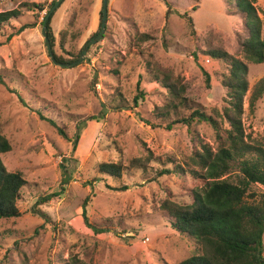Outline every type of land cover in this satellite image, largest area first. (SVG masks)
Returning <instances> with one entry per match:
<instances>
[{
	"label": "rangeland",
	"instance_id": "374dc122",
	"mask_svg": "<svg viewBox=\"0 0 264 264\" xmlns=\"http://www.w3.org/2000/svg\"><path fill=\"white\" fill-rule=\"evenodd\" d=\"M59 1L0 4V13H22L0 29V126L12 145L1 158L9 171L29 182L18 202L20 217L0 219V264H71L74 258L87 264H179L199 254L195 240L173 230L157 209L167 191L174 200H186L191 177H158L155 171L171 168V161L189 162L199 139L214 152L226 139L218 138L207 123L156 127L153 111L165 103L167 92L151 80L145 62L172 72L186 86L187 96L214 116L225 105L222 79L229 66L208 52L223 49L242 61L248 66L246 141L264 144V96L254 111L249 107L264 82V64H251L242 55L241 44L248 37L245 14L233 0H109L104 34L79 65L63 67L51 59L42 24L48 7ZM103 1L63 0L56 8L50 26L57 58L71 59L98 37L93 34L102 22ZM33 4L46 9L39 14ZM254 6L264 20V0ZM184 13L193 18L195 36L181 17ZM24 25L35 27L21 31ZM142 34L149 37L141 40ZM204 72L210 75V88ZM139 82L144 99L136 104ZM115 99H122L120 110L89 122L76 152L37 113L41 109L73 137L77 121L100 116L102 106ZM148 152L158 161L150 162L147 174L131 169L114 179L99 172L101 163L129 167L132 159ZM64 173L70 179L66 193L39 204L60 187ZM84 206L89 224L112 231L97 234L88 227Z\"/></svg>",
	"mask_w": 264,
	"mask_h": 264
},
{
	"label": "trees",
	"instance_id": "16d2710c",
	"mask_svg": "<svg viewBox=\"0 0 264 264\" xmlns=\"http://www.w3.org/2000/svg\"><path fill=\"white\" fill-rule=\"evenodd\" d=\"M233 1L245 14L243 23L248 37L241 44L242 55L251 64H264V20L258 16L254 6L257 0ZM55 4L56 2H52L47 13ZM32 7L36 8L35 12L39 14L46 9L44 4H33ZM21 15L18 9L0 13V29ZM52 16L53 14L47 21V35L51 47L54 48L55 37L50 26ZM102 16L103 13H101ZM181 17L186 21L191 35L195 36L193 18L188 13L182 14ZM101 26L102 22L93 37L100 34ZM30 27L35 26L24 25L21 31ZM148 37L142 34L140 38L143 40ZM82 51L83 49L72 54L71 59L57 58L55 55L54 58L58 63H73L80 59ZM208 54L214 60H220L229 66V73L222 79L226 90L225 105L221 112L215 110L214 116L208 114L203 106L187 96L186 86L172 72L153 66L149 60L145 62L151 80L160 84L167 92L165 103L153 111V118L159 121V126L156 127L166 125L168 129H172L174 125H184L191 128L194 123H207L215 130L218 138L226 139L225 146L217 152L199 139L200 141L197 142L199 148L189 162L179 164L171 161L168 162L171 168L154 170L158 177L164 175L191 177V186L184 194L187 196L186 200H174V194L167 191V197L159 202L157 209L168 218V223L173 230L183 237L195 240L199 246V254L179 264H264V191L257 188L259 185L264 189V144L246 141L243 126L244 98L248 91V66L223 49L211 50ZM204 74L207 87L210 88V75L206 72ZM0 82H2L1 78ZM138 91L139 94L135 97L136 104L139 99H144V93L140 91V82ZM118 95L122 97L121 93ZM263 96L264 82H260L250 101L251 111L255 110L256 103ZM121 100H112L110 106L104 104L100 116L93 115L85 120L77 121V131L73 137L69 136L65 127L45 117L41 109L37 110V113L42 120L55 126L58 134L70 142L72 151L76 152L82 131L87 128L88 123L100 122L112 109L120 110L118 102ZM217 118H221L229 128L221 126ZM11 150V142L0 126V219L20 217L18 202L21 200L23 189L29 185L20 173L9 171L3 163L1 156ZM157 161L153 154L148 152L147 156L132 159L129 167H124L122 163L104 162L98 168L99 172L105 176L121 179L131 169L141 170L147 174L151 169L150 162L157 163ZM69 182L68 175L64 173L60 187L51 196L40 200L39 204L48 202L54 197L63 196L68 190ZM123 189L128 188L125 186ZM88 201L89 198L86 199L85 204ZM36 213L41 214L38 211ZM82 216L87 226L95 233L112 231L109 228L89 224L85 206ZM71 264L87 263L74 258Z\"/></svg>",
	"mask_w": 264,
	"mask_h": 264
},
{
	"label": "water",
	"instance_id": "95a60500",
	"mask_svg": "<svg viewBox=\"0 0 264 264\" xmlns=\"http://www.w3.org/2000/svg\"><path fill=\"white\" fill-rule=\"evenodd\" d=\"M63 0H60L59 2H57L51 9L50 11L46 14L45 18H44V25H43V34H44V37H45V40H46V43H47V46H48V50H49V53H50V56H51V59L53 60V62L57 65H60V66H63V67H66V66H77L79 65L84 57L86 56L90 46L95 43L98 39L101 38V36L104 34L105 30H106V26H107V20H108V5H109V0H104L103 1V10H102V13H103V16H102V26H101V32L100 34L98 35L97 38H92L89 42H87V44L85 45L82 53H81V57L78 61L72 63V64H63V63H58L55 58H54V54L52 52V48H51V45H50V41L48 39V35H47V32H48V28H47V21L49 20V18L51 17V15L53 14V12L56 10V8L61 4Z\"/></svg>",
	"mask_w": 264,
	"mask_h": 264
},
{
	"label": "built area",
	"instance_id": "2783aa9c",
	"mask_svg": "<svg viewBox=\"0 0 264 264\" xmlns=\"http://www.w3.org/2000/svg\"><path fill=\"white\" fill-rule=\"evenodd\" d=\"M7 0H0V4L6 2ZM51 1H58V0H51Z\"/></svg>",
	"mask_w": 264,
	"mask_h": 264
}]
</instances>
